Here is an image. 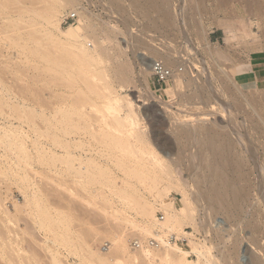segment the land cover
Segmentation results:
<instances>
[{
	"label": "rangeland",
	"instance_id": "374dc122",
	"mask_svg": "<svg viewBox=\"0 0 264 264\" xmlns=\"http://www.w3.org/2000/svg\"><path fill=\"white\" fill-rule=\"evenodd\" d=\"M156 1L162 3L161 0ZM226 1L228 0H166L167 6H163L166 7L163 9L171 12L174 21L173 26L166 27L163 24V10H153L147 6L146 0H79L87 10L86 23H92L90 25L97 29L94 35L104 44V53L111 54L103 60L106 65H100L99 69L106 67L116 94H129L135 101L142 100L136 101L141 129L147 132L152 145L158 151L162 150L161 154L171 153L170 158L174 163L172 168L177 178L187 181L190 186L187 191L195 208L194 216L197 217L195 220L198 225H185L184 230L191 235L185 231L176 233L177 238H186L183 246L181 243L177 244L188 252L186 258L191 262H198V254L191 251L190 241L194 240L211 247L216 261L222 259L217 261L219 264H256L258 259L264 264V89L255 87L253 77L247 69L249 52H264V0ZM6 2L9 8H3L0 12V134L12 135L16 139L20 138V141L23 139L29 154H33L34 131L30 109L34 106L36 84L31 50L35 44L28 38L40 36L41 33L38 34L39 31L35 28L41 26V20L35 14L25 12V9L39 10L46 3L42 0H0V3ZM148 8L152 10L149 11ZM29 20H35V27L27 22ZM17 22L20 29L18 26V29H13ZM71 25L64 26L61 22L63 29ZM90 31L93 32L92 29ZM18 38L21 41L17 47L15 42ZM150 52L156 57L162 55L165 58L171 54L168 59L174 62H170L174 66L181 61L182 55L189 59L190 63L178 75L181 83L177 81V76L165 92L156 93L152 73L147 72L138 61L139 56L152 58L154 55ZM124 62L128 67L131 65L130 82L121 81L120 74L116 71ZM9 95L13 96V101L9 100L12 104H23L25 101L26 106H29L23 110L26 112L1 104L2 99L5 101L12 97ZM101 101L105 102L100 99L97 103ZM20 112L26 115L28 121ZM221 127L229 134L227 138L230 137L229 140L234 142L230 158L242 161L243 164L245 179L243 177V180H238L237 185L245 186L249 195H245L246 199L242 202L245 206L242 205L245 209L240 214L242 220L240 217L229 219L226 209L212 210L208 200L203 197V194L207 195L209 185L206 179L209 173L207 174V169H202L207 157L203 156L206 159L202 162L193 157L197 148L201 147L197 143L199 137L208 129L220 131ZM190 129H195L192 134L190 131L191 135L195 134L193 137L189 134ZM180 130L182 135L185 132L187 135L185 133L182 137ZM4 148L0 145V264H53V254H60L57 258H61L59 261L62 264H105L102 259H105L106 264H131L132 259L129 257L133 253L140 264H149L142 249L133 248V242L152 237H144L127 225V222L121 223V218H116L117 221L105 214L107 212H101V209L98 211V207L84 203L82 196L90 199L92 196L89 194L82 193L80 199L77 194L78 197L75 194L69 196L63 191L53 192L51 181L31 168L30 165L33 168L36 166L33 160V164L30 163L28 167L19 160V154L16 156V150H10L9 153ZM204 148L203 155L209 156ZM177 155L180 157L178 164ZM33 156L34 154L31 157ZM196 177L202 181L195 179ZM198 191L201 196H198ZM148 197L152 200V197ZM25 198L29 200L26 201ZM181 199L178 191L170 189L166 200H173L181 210ZM162 210L158 209L156 212L158 221L163 220L161 214L165 217ZM122 212L128 218L141 220L134 210L123 209ZM250 221H253L250 224L253 227L248 225ZM66 226L69 228V237L68 233L65 235ZM118 234L126 237L127 253L116 251L113 243ZM63 235L70 242L65 243ZM239 240L242 241L238 242ZM253 240L259 241L258 245L262 243V246H258L257 242L254 244ZM235 247L237 252L239 250V255L234 251ZM56 251H59L58 254ZM232 251L236 252V256L231 255ZM156 263L159 264V261Z\"/></svg>",
	"mask_w": 264,
	"mask_h": 264
},
{
	"label": "bare ground",
	"instance_id": "6f19581e",
	"mask_svg": "<svg viewBox=\"0 0 264 264\" xmlns=\"http://www.w3.org/2000/svg\"><path fill=\"white\" fill-rule=\"evenodd\" d=\"M42 1L46 3L45 7L42 9H25V12H31L41 20V26L35 28V30L39 31L37 32L38 34L41 33L40 36L36 35V37L30 36V38H28L35 44L31 51L33 52L32 55L34 59L36 88L33 96L34 106L30 109V118L33 117L32 121L29 118L32 122L34 131V156L31 157L33 154H29L30 151L25 147L22 141L23 139L21 142L20 138L16 139L12 135H2L1 133L0 145L5 147L4 149H7L6 151L8 152L10 150H16V156L19 154L17 157H19V160L27 166L32 163L31 160H33L36 166L33 168L32 165H30L31 168L35 169L37 173H40L42 176L44 175L51 181V186L54 188L53 192L59 191L61 193V191H63L68 193L69 196L70 194H77L78 196L89 194L92 196L90 199H87L88 197L86 195L87 198L82 196L83 199L81 196H76L82 199V201L85 200L84 203H90L88 205L92 204L91 206L98 207V211L101 209V212H107L105 214L108 216L111 215L114 219L121 218L123 220L121 223L127 222V225L129 224L131 228H135L144 235V237H152L160 241L162 247L142 249L143 256L145 259L149 260V264L158 261L159 264H217V261L220 258L218 257L219 259L216 261L217 258L211 251L212 248L205 244H200L194 240L190 241L192 247L191 251L198 254V262L194 263L186 258V255L188 254L187 251H184L175 242H167L166 239L168 236H176L178 233H181V231H185V225H196L195 218L197 217L194 216L195 208L187 191V188L190 186H188L187 181L185 182V180L177 178L172 168L174 163L173 160H171L172 158H170L171 153L165 152V154H161L160 151L162 150L158 151L152 145L147 132L141 129L136 101L142 100L139 99L135 101L129 94H116V88L113 86V82L110 79L111 76L109 75L108 70H106V67L103 66V68L99 69L100 65L105 64L103 63V60L107 59L105 57H107L109 52L107 51L108 53H104L105 47L102 48L104 44L102 45L97 35H94V32L97 29L95 30V28L90 25L92 23H86L88 15L84 4L79 2V0ZM161 2L162 3H158L156 0H146L147 6L151 7L153 10L156 9L157 12L163 10V24L166 27H171L174 23V21H172V14L169 10L163 9L166 8L163 7L166 5V0H161ZM239 2L241 3V1ZM245 3L246 2H244V4ZM3 8H9L7 2L6 4L0 3V12H2L1 10ZM67 8L79 12L81 18L78 21V25H71L68 28L63 29L61 26V17ZM152 9L148 8L149 11ZM34 21L35 20H29L27 22L35 27L37 23ZM18 25V22L15 23L13 29H15V27L17 28ZM105 26H107V24ZM91 29L93 32L90 31ZM21 36L22 35H20V37ZM20 39L23 41L25 40V38ZM20 39L15 42L17 47L20 46ZM101 39L104 38L102 37ZM126 47L124 48L125 50L127 49ZM114 51L117 53V50ZM165 54H167V52ZM169 55V57H171V54ZM158 57L155 55L152 58L139 56L138 61L141 65L143 64V68L150 73H153L152 67L155 60H162L168 66H174V62L168 59L169 57H166L168 60L162 55ZM109 59L110 58H108V60ZM173 60L176 61L174 58ZM170 62L173 63L171 64ZM116 66L118 65L116 64ZM129 67L128 64H125L124 62L118 66L117 70V67L115 68L117 73L120 74L121 81H132V74L129 71ZM176 79L181 83L179 76ZM9 98L10 99H6L5 101L1 98V104L26 112L23 110H26L29 106H26L25 101L23 104L18 102V104L15 103V105L9 102V100L13 101V96ZM100 99L105 100V102L101 101L103 104L100 102L102 105L97 103ZM23 114L21 113L20 115ZM21 117L23 116H20V118ZM27 119L28 118L26 117V120ZM181 130L180 133L182 132ZM194 130L190 129L189 134L190 131L192 134ZM208 130H206V133H204V130H201V132L204 131V135H202V137L200 136L201 138L199 137L198 142H196L198 145H201V147H199L202 150L196 146L198 147V150L193 154V157L199 158L201 162L206 159L203 156L207 157L206 161H204V163H206H203L204 165L202 166V169L203 171L207 169V174L209 173L207 178L205 177L206 175L204 176L208 179L207 181H209V185L208 188L206 187L208 193H206L207 195L203 194V197L208 200L212 210L214 209V211H218L220 208H222V210L226 209L229 219H237L240 217L242 220V215L240 216V214L245 209L243 208L245 206L242 202L246 199L245 195H249L245 186L237 185L238 180L241 181L245 176L242 166L243 164H241L242 161L240 162L231 159V148H234L232 147V145L234 146V142L229 140L230 137L227 138L229 134L224 130V127H221L220 131L218 130L219 132L216 130V132L214 130ZM196 132L198 133L199 131L196 129ZM183 135L182 137H184ZM185 135H187V133ZM194 135H191V137ZM191 140H193V138H191ZM203 144L205 145V148L203 147ZM203 148L208 154H210L209 156L203 155L205 154L203 153ZM179 156L184 157L182 155ZM178 157H176L177 164V161L180 160V157ZM238 159H240V157ZM181 161H183V159ZM41 179L46 180L45 178ZM199 179L201 180V178H198V180ZM170 189H175L181 194V202L183 205L181 210L176 207L173 200H166L169 197ZM198 193V196H201L199 191ZM148 196L152 197V200L149 199ZM25 199L26 201L29 200H27V198ZM97 199L101 201L103 200L102 202L104 203L98 202ZM123 209L134 210V212L141 217V220H133V217L128 218L125 214L124 216L122 214ZM158 209H163L165 212V217L162 221H158L156 218V212ZM48 218L49 216L47 217V220ZM249 219L251 220V218ZM50 220H52V218ZM252 222H248V225ZM41 223L43 222L41 221ZM236 223L238 222L236 221ZM67 226L65 227L67 229L65 235H67V233L69 234V228H67ZM237 231L240 232L239 229ZM185 233L191 235L189 232L185 231ZM65 235H63V237H65ZM118 235H116V240L114 239L115 241L113 243L115 244L114 246H116V251H128V245L125 240L126 237L121 236V234ZM69 236L70 234L68 237ZM54 237L55 236H53V238ZM68 237L66 236V239L64 238L65 240L63 241L70 242ZM57 238H55V240ZM260 239L262 238L260 237ZM241 241L239 240L238 242ZM53 242L55 241L53 240ZM236 242L234 244H236ZM256 242L253 240L254 244ZM258 243L259 241L257 242V245ZM261 244L262 243H260V245ZM237 246L239 247V245ZM235 249L236 247L234 248V251L237 252ZM236 252L232 251L231 255H235ZM238 253L239 250L237 255H239ZM58 255L56 256L53 254V264H62L60 262L61 260L59 261L61 258H57L59 257ZM131 255H133L132 258ZM131 255L129 257L132 259L131 264H140V260H137L138 257L135 256L134 253ZM221 260H219V262ZM260 261L261 260L259 259L258 261L256 260V264H262ZM102 262L106 264L105 259H102ZM223 262H225V260H223Z\"/></svg>",
	"mask_w": 264,
	"mask_h": 264
},
{
	"label": "built area",
	"instance_id": "2783aa9c",
	"mask_svg": "<svg viewBox=\"0 0 264 264\" xmlns=\"http://www.w3.org/2000/svg\"><path fill=\"white\" fill-rule=\"evenodd\" d=\"M79 12L73 10H66L61 17L62 25L67 26L71 24H76L79 21ZM190 63L189 59L185 58L183 55L181 57V61L175 66H168L162 60H155L152 67V76L154 78V87L155 92H160L161 94L166 91V88L171 84L175 77L181 75L184 71L186 65ZM162 97V96H160ZM163 214H161V218L163 219ZM167 242H175L176 244L181 243L183 246L185 239L176 238L174 235H170L167 237ZM144 247H162L161 242L155 238H149L145 241H134L133 248L136 250H141ZM153 264H157L154 262Z\"/></svg>",
	"mask_w": 264,
	"mask_h": 264
},
{
	"label": "crops",
	"instance_id": "0c3cea01",
	"mask_svg": "<svg viewBox=\"0 0 264 264\" xmlns=\"http://www.w3.org/2000/svg\"><path fill=\"white\" fill-rule=\"evenodd\" d=\"M247 60L248 73L252 75L255 87L264 89V52L260 50L250 51Z\"/></svg>",
	"mask_w": 264,
	"mask_h": 264
}]
</instances>
